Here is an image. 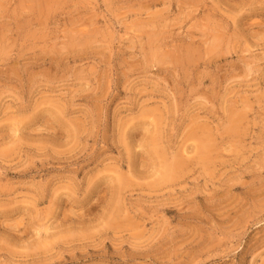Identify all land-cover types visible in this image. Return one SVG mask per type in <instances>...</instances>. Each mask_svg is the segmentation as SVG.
I'll list each match as a JSON object with an SVG mask.
<instances>
[{"label": "rangeland", "instance_id": "1", "mask_svg": "<svg viewBox=\"0 0 264 264\" xmlns=\"http://www.w3.org/2000/svg\"><path fill=\"white\" fill-rule=\"evenodd\" d=\"M0 264H264V0H0Z\"/></svg>", "mask_w": 264, "mask_h": 264}, {"label": "bare ground", "instance_id": "2", "mask_svg": "<svg viewBox=\"0 0 264 264\" xmlns=\"http://www.w3.org/2000/svg\"><path fill=\"white\" fill-rule=\"evenodd\" d=\"M235 115H236V114H235ZM237 115H239V114H237ZM237 115H236V116H237ZM237 118H238V117H237ZM241 119H242V118H241ZM240 123H241V122H240ZM237 127H238V126H237ZM231 132H232V131H231ZM202 140H203V139H202ZM204 143H205V142H204ZM204 143L201 144V145H204ZM207 144H208V143H206V145H207ZM208 147L210 148V147H212V145L210 144V145H208ZM208 147H207V148H208ZM204 148H206V147H204ZM211 150H212V148H211L209 151H211ZM196 151H198V148H197ZM203 153H204V152H203ZM203 153H202V154H203ZM209 154H211V152H209ZM209 154H208V155H209ZM198 156H199V154H198ZM202 156H203V155H202ZM202 156H201V157H202ZM206 156H207V154H206ZM199 157H200V156H199ZM203 157H204V156H203ZM207 157L209 158V156H207ZM199 159H200V158H199ZM203 160H204V159H203ZM176 162H177V161H176ZM203 162H205V160H204ZM178 163H179V162H178ZM207 163H208V162H207ZM173 164L175 165V163H173ZM173 164H172V165H173ZM179 164H180V163H179ZM179 164H178V165H179ZM172 165H171V166H172ZM174 165L172 166V168L175 167ZM176 165H177V163H176ZM171 166H170V167H171ZM172 168H171V169H172Z\"/></svg>", "mask_w": 264, "mask_h": 264}]
</instances>
